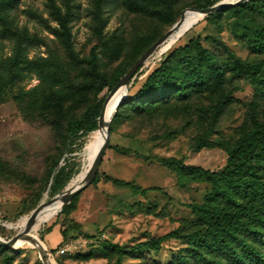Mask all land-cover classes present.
Masks as SVG:
<instances>
[{
    "label": "rangeland",
    "instance_id": "374dc122",
    "mask_svg": "<svg viewBox=\"0 0 264 264\" xmlns=\"http://www.w3.org/2000/svg\"><path fill=\"white\" fill-rule=\"evenodd\" d=\"M97 1L69 0L73 44L69 53L55 34L60 26L54 13H65L66 0H0V229L5 232L0 238L4 240L19 233L22 218H30L37 208L57 195L51 197L49 186L45 187L46 176L63 149L66 124L79 118L97 99L109 95L106 88L99 91V82L87 72L91 51H96L99 72L111 82L136 63L133 61L142 47L173 27L183 11L195 9L206 0H105L100 10ZM209 16L197 22L179 43L163 53L162 46L148 59L130 81L128 93L134 94L174 49L191 40L217 57L222 58L223 48L227 47L242 61L262 60V56L251 52L243 37L245 24L239 18L231 13L208 19ZM261 21L264 18L254 19L257 24ZM18 50L21 54L13 67ZM26 59L54 60L68 71V78L48 85L36 72L23 67L22 61ZM12 72L14 82L9 86L6 83L12 80ZM254 85L249 77L229 72L214 93L192 99L190 107L181 108L176 116L151 120L123 118L115 123L98 174L134 182L149 189L148 193L136 197L110 183L94 186L93 181L78 194V210L72 215L79 224L77 230L82 235L102 232L109 243L131 249L192 219L189 207L203 203L210 185L190 182L180 187L173 171L159 159L173 158L210 172L223 171L228 163L225 147L252 128L256 118L263 117L264 100L256 97ZM50 87L56 96L45 102L39 91ZM224 98V111L211 137L214 145L197 149L195 142L207 133L214 106ZM102 126L77 139L73 152L59 158L58 167L77 170L61 193L72 190L73 180L85 170L87 145L102 134ZM173 131L178 132L176 138L161 139L164 133ZM116 146L129 148L133 153H118ZM38 194L40 200L29 212ZM61 210L40 226L34 246L13 248L18 251L15 264H43L41 251L60 248V225L50 234L45 231L55 223ZM76 235L77 232L70 233V237ZM186 249L184 241L167 240L159 251L123 255L97 244L88 246L77 257L55 259L57 264H172L180 254H188Z\"/></svg>",
    "mask_w": 264,
    "mask_h": 264
},
{
    "label": "trees",
    "instance_id": "16d2710c",
    "mask_svg": "<svg viewBox=\"0 0 264 264\" xmlns=\"http://www.w3.org/2000/svg\"><path fill=\"white\" fill-rule=\"evenodd\" d=\"M220 0H206L198 5V10L216 5ZM105 0H98L97 9L100 10ZM66 11H56L54 14L59 23L55 34L62 41L69 53L73 51L72 34L69 23L72 11L69 0H66ZM169 9L166 8V11ZM223 13H231L244 24V39L248 40L251 52L262 56V60L242 61L227 47L224 55L217 57L205 51L196 40H191L186 46L174 49L168 57L153 70L144 80L140 88L122 101L114 115L110 133L113 132L115 123L126 119L151 120L155 117L167 119L176 116L181 108L188 109L194 98H200L214 93L225 82L227 74L234 76H247L255 84L256 97L264 100V21L254 22V19L264 18V0H248L242 4L226 7L208 17H219ZM166 33V32H165ZM165 33L153 39L142 47L133 63L140 58L158 39ZM209 39H214L210 38ZM214 41V40H212ZM216 42V41H214ZM219 45L221 43H218ZM13 57L12 66L15 67L19 55ZM23 67L28 71L36 72L42 82L53 85L68 78V71L54 60L41 59L40 61H22ZM88 74L99 82V91L107 89L110 93L120 79L128 72L130 66L125 68L113 81L108 82L106 77L99 72L95 49L87 59ZM65 71V72H64ZM7 81L11 86L14 78ZM38 90V89H37ZM41 90V89H39ZM48 102L56 96L53 88L39 91ZM106 97L97 99V102L88 106L79 118L69 121L65 126L63 149L49 169L46 176V186H49L51 197L61 193L69 181L77 174V170L67 166L58 167V161L66 153L73 152L77 139L97 131L101 127L102 112ZM226 101L219 100L214 106L211 121L207 124V133L195 142L197 149L212 147L211 140L215 126L224 111ZM253 126L244 131L240 137L225 148L228 154V163L223 171L210 172L200 167L188 166L183 162L168 158L159 159L167 168L171 169L177 178V185L186 187L190 182L206 183L210 191L204 197L203 203L191 205L192 219L180 228H177L160 237H150L131 249L102 240L91 245H101L111 252L123 255H132L136 251H159L167 240L184 241L187 245V255L180 254L172 264H264V112L263 117L255 119ZM177 131L164 133L161 139L176 138ZM115 150L124 155L133 151L129 148L116 146ZM110 183L114 187L128 190L132 196H146L149 189H143L134 182L113 178L106 174H97L92 185ZM79 196L62 207L55 223L50 226L45 234H50L54 227L60 225L63 245L71 239L80 237L96 238L102 235H82L77 230L79 224L72 215L78 210ZM40 200L30 207L29 212L36 208ZM142 208V207H141ZM149 208V207H148ZM77 232L75 237L70 233ZM5 232L0 229V236ZM57 249L49 250L52 255ZM18 251L0 245V264H15ZM77 253L70 257H77ZM67 257V256H64ZM51 264H57L55 257L45 256Z\"/></svg>",
    "mask_w": 264,
    "mask_h": 264
},
{
    "label": "water",
    "instance_id": "95a60500",
    "mask_svg": "<svg viewBox=\"0 0 264 264\" xmlns=\"http://www.w3.org/2000/svg\"><path fill=\"white\" fill-rule=\"evenodd\" d=\"M248 0H239L235 3H218L212 7L206 8V9H202V10H198V9H189L191 11L200 13L203 18L209 16L210 14H213L217 11H220L226 7H232V6H236L239 4H242L244 2H247ZM188 11V10H186ZM186 11H183L181 14V18L180 20L175 23L173 25V27H171L160 39H158L139 59L138 61L128 70V72L120 79V81L118 82V84L114 87V89L109 93L108 97L106 98L104 107H103V112H102V123L103 124V120L105 118V112H106V106L108 104V102L111 100V98L114 96L116 90L118 87L120 86H124L126 93L125 95L120 99V101L118 102L114 114L112 115L111 119L109 120V122L106 125V138L104 143L102 144L100 151L97 154V157L88 173L89 177L88 180L86 182H84L83 184H81L78 188L73 189L71 191H66L60 194H57L55 197H53L49 202L43 204L42 206H40L39 208H37L33 214L31 215V217L29 218V221L27 222L26 227L23 230H20L19 233H17V235H15L14 237H12L11 239L8 240H4L2 238H0V245L5 246L9 249H13L16 247V245L23 240L24 238H26L31 230V227L33 226V224L35 223L37 217L39 216V214L49 205L53 204L56 201H62L63 205L68 204L69 202H71L73 200V198H75L79 193H81L84 189H86L96 178L97 174H98V170L100 168V165L102 163V159L104 157L105 151L109 145L110 142V137H111V133H110V125L112 122V119L114 117V115L116 114L118 107L120 106V104L122 103V101L128 96V85L130 83V81L133 79V77L135 76L136 72L145 64V62L150 59L164 44H166L168 42V40L172 37V35L174 33H176V31H178V29L180 28L182 21H183V17ZM202 18V19H203ZM41 260L43 263H45L44 260V254L41 251Z\"/></svg>",
    "mask_w": 264,
    "mask_h": 264
},
{
    "label": "bare ground",
    "instance_id": "6f19581e",
    "mask_svg": "<svg viewBox=\"0 0 264 264\" xmlns=\"http://www.w3.org/2000/svg\"><path fill=\"white\" fill-rule=\"evenodd\" d=\"M202 18H203V16L200 13H197V12H194L191 10L186 11L184 14L183 21H182L180 28L178 29V31H176V33H174L172 35V37L168 40V42L163 45L161 52L163 53V52L169 50L171 47H173L174 44L179 43V41L184 38L182 36L185 33H187L188 31H190V29L197 22H199ZM125 93H126V90H125L124 86L118 87L114 96L108 102V104L106 106L105 118H104L103 126H102L103 132L101 135L97 136L94 141H92L91 143H89L87 145L86 154H85L87 165H86V168H84L85 170L83 172H81L80 174H78L75 177V179L73 180L72 190L78 188L81 184H83L84 182H86L88 180V177H89V175L87 173L88 169L91 165H93V163L97 157V154L100 151V148H101V146L104 143L105 138H106V125L109 122V120L111 119L112 115L114 114V111H115V108H116L118 102L125 95ZM69 191H71V190H69ZM62 205H63V202L59 200V201H56L53 204L47 206L37 217L35 223L31 227L29 236H27L26 238L21 240L16 246H23V245H29V247L34 246L35 241H37L35 239V234L38 232L40 226L42 224L46 223L47 221H49V219H51L53 216H55L59 212V210H61ZM28 221H29V217L22 218V220H21V228L22 229L21 230H23L26 227ZM49 264H51V263H49Z\"/></svg>",
    "mask_w": 264,
    "mask_h": 264
},
{
    "label": "built area",
    "instance_id": "2783aa9c",
    "mask_svg": "<svg viewBox=\"0 0 264 264\" xmlns=\"http://www.w3.org/2000/svg\"><path fill=\"white\" fill-rule=\"evenodd\" d=\"M2 223V220H0V224ZM104 240V235L97 236L96 238H85V237H80L77 239H71L64 243L63 245L60 246L59 249L56 250L55 254L52 255L48 251L46 253L43 252L44 254V260L45 256L48 255L50 258L54 257H62V256H73L77 253H80L82 250L86 249L88 246H91L95 244L98 241ZM43 264H49L45 260V263Z\"/></svg>",
    "mask_w": 264,
    "mask_h": 264
}]
</instances>
